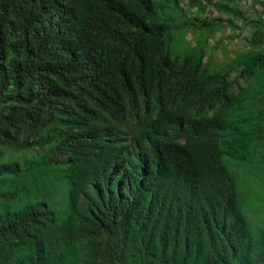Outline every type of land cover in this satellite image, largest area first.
<instances>
[{
	"label": "trees",
	"instance_id": "obj_1",
	"mask_svg": "<svg viewBox=\"0 0 264 264\" xmlns=\"http://www.w3.org/2000/svg\"><path fill=\"white\" fill-rule=\"evenodd\" d=\"M165 1L0 0V175L59 167L68 198L59 221L43 201L0 211V264H264V206L249 220L224 161L264 163V18L189 0L220 13L181 21L194 35L251 28L212 70L197 41L171 53Z\"/></svg>",
	"mask_w": 264,
	"mask_h": 264
},
{
	"label": "rangeland",
	"instance_id": "obj_2",
	"mask_svg": "<svg viewBox=\"0 0 264 264\" xmlns=\"http://www.w3.org/2000/svg\"><path fill=\"white\" fill-rule=\"evenodd\" d=\"M163 2L162 5L166 4L165 0H156ZM237 2H239L237 0ZM182 9H175L170 5L159 8V13L168 15V22L172 25L170 32L171 40L169 42V48L173 55L184 56L190 53L191 49H194L195 41L197 46L203 47L208 52H211V56L217 62H214L211 67L212 70L218 69L221 63H225L233 55L243 50L246 46L245 38L248 37L250 32L249 25L244 24L243 20L235 18L236 24L240 25L242 29H235L233 32L230 28L218 29L215 33H211V30L202 26L197 34L194 35L195 31L192 29H183L179 27V24L184 19L189 20L190 17L206 16L212 18L213 16H219L220 13L215 11L210 5L205 4V8L190 7L189 0H180ZM242 11L247 8L244 4L239 5ZM244 9V10H243ZM258 10L248 11V16L255 17V13ZM245 11V15H246ZM187 17H186V16ZM222 18H233L231 15L222 14ZM245 20V18H244ZM249 28V29H248ZM236 33V37L232 38L229 34ZM207 34L206 37H204ZM238 34V35H237ZM206 38V39H205ZM206 41V43L204 42ZM242 83V81H240ZM261 84V83H260ZM237 89V85H233V90ZM256 101H254L255 103ZM258 102V101H257ZM258 105L253 106L250 111L254 113L258 110ZM29 153L22 152V154L9 151L5 148L1 150V159L12 161L14 159L22 160L28 156ZM249 161H240L237 158H231L224 156V161L233 173L234 180L236 183L237 190L241 193L240 201L242 210L247 214L252 222L256 219L262 218L261 214H252L257 212L256 207L264 206V163L262 157L258 154L248 157ZM36 162V161H35ZM22 164V163H21ZM28 164V162H26ZM24 166L22 165V169ZM53 169H46L43 166L37 164V167L32 170L22 171L21 174L14 180H10L7 177H11L12 173H3L0 175V211L4 208L15 209L25 204L33 203L35 201H43L54 211L57 220H61L68 210V198H67V187L63 182L62 176L59 172V167H52ZM31 173H36V183L32 181L29 176ZM11 181H17L16 186L20 191L14 193L15 187L11 185ZM9 193H14L12 197ZM248 217V218H249Z\"/></svg>",
	"mask_w": 264,
	"mask_h": 264
},
{
	"label": "crops",
	"instance_id": "obj_3",
	"mask_svg": "<svg viewBox=\"0 0 264 264\" xmlns=\"http://www.w3.org/2000/svg\"><path fill=\"white\" fill-rule=\"evenodd\" d=\"M237 1V0H236ZM239 2L238 5H241V4H244V7L247 8L245 11L246 12V15H245V20L248 19V17H251V15L248 16V11H252V14H253V11L256 9V10H259V5H258V1L260 0H238ZM244 10V9H243ZM243 11V12H245ZM250 27V26H249ZM249 29V28H248Z\"/></svg>",
	"mask_w": 264,
	"mask_h": 264
},
{
	"label": "clouds",
	"instance_id": "obj_4",
	"mask_svg": "<svg viewBox=\"0 0 264 264\" xmlns=\"http://www.w3.org/2000/svg\"><path fill=\"white\" fill-rule=\"evenodd\" d=\"M259 2H261V0L260 1H258L257 3H258V5H259ZM238 4V3H237ZM239 6V5H238ZM240 7V6H239ZM258 11H260L261 12V17L262 18H264V11H262L261 10V7H260V5H259V10ZM202 17H204V16H202ZM243 18H244V16H243ZM229 29V28H228Z\"/></svg>",
	"mask_w": 264,
	"mask_h": 264
}]
</instances>
